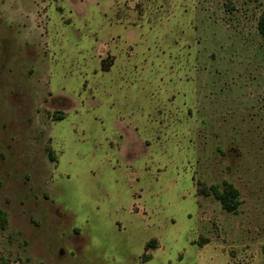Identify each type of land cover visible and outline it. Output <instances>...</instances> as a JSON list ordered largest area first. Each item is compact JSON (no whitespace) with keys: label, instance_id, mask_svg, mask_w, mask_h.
Returning <instances> with one entry per match:
<instances>
[{"label":"rangeland","instance_id":"374dc122","mask_svg":"<svg viewBox=\"0 0 264 264\" xmlns=\"http://www.w3.org/2000/svg\"><path fill=\"white\" fill-rule=\"evenodd\" d=\"M263 10L0 0V262L264 264Z\"/></svg>","mask_w":264,"mask_h":264},{"label":"trees","instance_id":"16d2710c","mask_svg":"<svg viewBox=\"0 0 264 264\" xmlns=\"http://www.w3.org/2000/svg\"><path fill=\"white\" fill-rule=\"evenodd\" d=\"M257 30L261 36L264 37V10L260 13L257 19ZM206 193H211L215 199L221 204L222 208L228 212L235 211L239 204L238 190L231 184L224 182L222 187L210 186L207 190L203 189ZM4 212L0 209V219H3ZM151 243V244H150ZM153 241L148 242L147 246L152 245ZM2 264V262H0Z\"/></svg>","mask_w":264,"mask_h":264}]
</instances>
